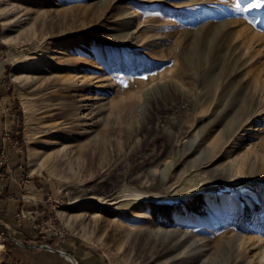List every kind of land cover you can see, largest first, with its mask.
I'll return each instance as SVG.
<instances>
[{"label":"rangeland","instance_id":"rangeland-1","mask_svg":"<svg viewBox=\"0 0 264 264\" xmlns=\"http://www.w3.org/2000/svg\"><path fill=\"white\" fill-rule=\"evenodd\" d=\"M257 2L0 0V264H264Z\"/></svg>","mask_w":264,"mask_h":264},{"label":"crops","instance_id":"crops-1","mask_svg":"<svg viewBox=\"0 0 264 264\" xmlns=\"http://www.w3.org/2000/svg\"><path fill=\"white\" fill-rule=\"evenodd\" d=\"M39 191V190H38ZM13 197L0 199V222L4 224L5 227L13 230L14 236L13 241L18 245V243H23L22 239L26 240L27 243L32 244L35 243V231L33 229V223L35 217L33 215V210H30L31 205L28 204L26 199V195H21V193H16ZM27 207V208H26ZM26 209V210H24ZM49 210L44 212L48 217L51 214L50 207H46ZM23 210V211H22ZM11 247H15L18 251L17 253L21 256V259L28 260L33 255L32 251H24L18 248V246L11 245Z\"/></svg>","mask_w":264,"mask_h":264},{"label":"bare ground","instance_id":"bare-ground-1","mask_svg":"<svg viewBox=\"0 0 264 264\" xmlns=\"http://www.w3.org/2000/svg\"><path fill=\"white\" fill-rule=\"evenodd\" d=\"M252 39H257V36L256 35H254L253 37H252ZM252 46H253V43H252ZM254 47H256V44L254 45ZM93 106V105H92ZM36 187V186H35ZM24 188V187H23ZM31 190V189H30ZM39 190V189H38ZM34 191V190H33ZM33 191H31V192H33ZM30 192V193H31ZM35 192V191H34ZM27 208V207H26ZM24 210H26V209H24ZM23 211V210H22ZM154 217H157V215L155 214V216ZM173 217V215L172 216H167V215H165V216H163L162 218H160V222H164L165 220H164V218H166V219H171ZM186 217H187V215H186ZM127 228H129V230H131V233L130 234H132V231L134 232L135 231V229L134 228H130V227H128L127 226ZM127 228H126V230H127ZM139 231V230H138ZM135 232H137V231H135ZM55 251H57V250H55Z\"/></svg>","mask_w":264,"mask_h":264},{"label":"snow or ice","instance_id":"snow-or-ice-1","mask_svg":"<svg viewBox=\"0 0 264 264\" xmlns=\"http://www.w3.org/2000/svg\"><path fill=\"white\" fill-rule=\"evenodd\" d=\"M253 7H255V8H259V7H264V5H262V4L259 2V0H258V2H257L255 5H253ZM144 79H147V77H144Z\"/></svg>","mask_w":264,"mask_h":264},{"label":"water","instance_id":"water-1","mask_svg":"<svg viewBox=\"0 0 264 264\" xmlns=\"http://www.w3.org/2000/svg\"><path fill=\"white\" fill-rule=\"evenodd\" d=\"M64 254V253H63Z\"/></svg>","mask_w":264,"mask_h":264}]
</instances>
